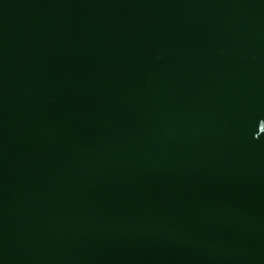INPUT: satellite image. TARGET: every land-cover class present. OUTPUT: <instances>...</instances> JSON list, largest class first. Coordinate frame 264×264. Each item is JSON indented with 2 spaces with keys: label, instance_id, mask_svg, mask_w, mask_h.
<instances>
[{
  "label": "water",
  "instance_id": "95a60500",
  "mask_svg": "<svg viewBox=\"0 0 264 264\" xmlns=\"http://www.w3.org/2000/svg\"><path fill=\"white\" fill-rule=\"evenodd\" d=\"M0 264H264V0H0Z\"/></svg>",
  "mask_w": 264,
  "mask_h": 264
}]
</instances>
